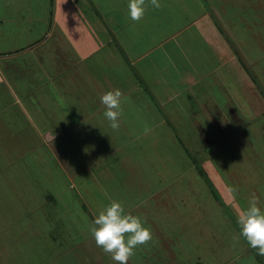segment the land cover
I'll use <instances>...</instances> for the list:
<instances>
[{"label": "crops", "instance_id": "obj_1", "mask_svg": "<svg viewBox=\"0 0 264 264\" xmlns=\"http://www.w3.org/2000/svg\"><path fill=\"white\" fill-rule=\"evenodd\" d=\"M79 2L94 6L95 13L82 15L84 23L89 17L111 20L105 29L110 58L130 69L127 81L132 87L123 96L137 95L136 105L152 116L150 125L164 132L159 140L166 138L168 145L183 151L179 159L175 155V162L192 163L190 170L175 171L168 184L166 171L150 176L153 188L144 186L146 193L140 195L146 197L125 205L126 210L139 213L153 234L128 264H264L263 256L239 235L237 224V211L247 207L253 196L264 207V161L255 154L264 156V93L239 53L247 56L245 51L235 46L243 42V30L255 28L256 34L264 35V0H161L158 9L149 3L139 21L129 18L128 0ZM231 5L246 9L251 17L242 15L239 22L233 21L227 14L234 8ZM58 10L57 4L56 14ZM8 19L0 17V34ZM92 29L100 30L98 24H92ZM101 39L96 50L107 43ZM80 65L82 69L86 64L79 61ZM249 125L256 131L255 140L246 138ZM242 128L243 137L238 138ZM221 147L232 154L229 160ZM150 194L158 197L157 205H163L169 215L161 216L157 208L153 218L144 213ZM23 204L11 223L3 222L0 236L5 237L3 243L11 241L27 263L41 259L38 264H117L96 246L92 235L64 233L61 227L70 221L48 214L58 211V206L45 211L40 205ZM39 225L53 227L48 233L51 239H43L48 235H42ZM10 226L15 229L14 240L8 235ZM3 251L0 246L2 261L7 256Z\"/></svg>", "mask_w": 264, "mask_h": 264}, {"label": "rangeland", "instance_id": "obj_2", "mask_svg": "<svg viewBox=\"0 0 264 264\" xmlns=\"http://www.w3.org/2000/svg\"><path fill=\"white\" fill-rule=\"evenodd\" d=\"M7 4L0 0V17L9 18L3 21L5 32L0 34V49H5L0 53V227L3 222L11 223L18 206L25 203L40 205L45 211L58 206V211L48 214L52 219L70 221L62 225L64 233L91 235L92 219L110 201L119 200L124 207L139 203L146 197L140 196L146 193L144 186L153 188L150 176L166 171L164 181L168 184L175 179V171L190 170L188 160L175 162L183 155L179 147L168 145L166 138L159 140L164 132L150 125L152 116L146 114L145 107L136 105L137 95L125 94L119 129L110 128L103 117V93L99 90L119 88L123 93L132 87L127 81L130 69L110 58L112 48L105 30L112 24L110 19L89 17L84 23L82 15L95 13L91 10L94 6L79 0H7ZM231 7L227 14L233 21L239 22L248 14L237 5ZM92 24H98L100 30H93ZM247 31H242L241 45L235 46L245 51L247 56L241 50L239 53L264 93V35L256 34L255 28ZM101 38L107 43L104 49L96 50ZM79 61L85 68H80ZM105 79H109V87ZM92 111L97 114H87ZM252 126L245 129V135L255 140ZM242 132L243 128L236 136L243 137ZM219 149L227 160L232 157L226 148ZM255 154L264 161L262 153ZM157 198L150 194L144 213L153 218L157 208L166 217L167 211L157 205ZM52 228L39 225L42 235H48L43 239H51L48 233ZM8 230L10 240H14V227ZM4 240L0 236L3 255H7L0 264L43 261L27 263L14 251L11 241Z\"/></svg>", "mask_w": 264, "mask_h": 264}, {"label": "clouds", "instance_id": "obj_3", "mask_svg": "<svg viewBox=\"0 0 264 264\" xmlns=\"http://www.w3.org/2000/svg\"><path fill=\"white\" fill-rule=\"evenodd\" d=\"M153 8L162 6L161 0H128V16L133 21L141 20L147 5ZM126 98L121 89L106 91L100 96L104 107L103 117L109 122L110 128L120 127L122 104ZM91 235L98 248L117 264H128L135 255L138 246L145 245L153 239V234L146 221L139 215L127 211L119 200H112L92 219ZM239 235L247 244L257 250V255L264 256V207L253 196L247 207L237 211Z\"/></svg>", "mask_w": 264, "mask_h": 264}]
</instances>
